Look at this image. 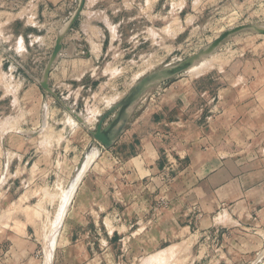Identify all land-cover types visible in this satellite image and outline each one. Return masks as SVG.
<instances>
[{
  "label": "rangeland",
  "instance_id": "obj_1",
  "mask_svg": "<svg viewBox=\"0 0 264 264\" xmlns=\"http://www.w3.org/2000/svg\"><path fill=\"white\" fill-rule=\"evenodd\" d=\"M14 2L15 12L26 5L20 18L27 30L23 44L0 31V264H264L259 226L200 220L202 210L182 193L195 187L196 173L180 162L188 150L229 153L233 141L245 150L252 140L245 121L229 134L230 106L217 97L230 74L261 53L264 34L235 33L190 69L153 83L111 147L93 135L149 74L198 54L226 30L264 26V0H157L152 24L140 11L146 1L135 0L125 12L135 19L119 26L116 51L88 59L79 37L72 41L81 62L51 78L63 56L74 59L64 50L80 15L48 71L52 91L42 81L80 0L56 5L49 19L31 0ZM5 6L0 0V10ZM180 97L191 101L183 109Z\"/></svg>",
  "mask_w": 264,
  "mask_h": 264
},
{
  "label": "crops",
  "instance_id": "obj_2",
  "mask_svg": "<svg viewBox=\"0 0 264 264\" xmlns=\"http://www.w3.org/2000/svg\"><path fill=\"white\" fill-rule=\"evenodd\" d=\"M36 7L49 19L56 16L55 6L63 2H75V0H31ZM130 0H86L81 12L79 26L69 34L71 44L64 50V55H72L74 59L63 56L51 78L59 80L69 70L81 62V50L76 48L74 41L79 37L85 38L89 46L86 58L94 60L97 57L108 55L116 51L115 42L120 39V25L131 23L135 19L132 14L126 17L127 9L135 8L136 2ZM145 5L140 3V11L149 16V24L152 17L157 18L155 12L157 0H145ZM27 3V0H19ZM14 0H5L6 6L0 10V31L6 34L7 39L16 37L18 44L25 39L26 27L21 20V12L14 11ZM135 3V4H134ZM28 5V4H27ZM75 12V11H74ZM74 14V13H73ZM55 22V21H54ZM20 25V27H18ZM106 42V46H104ZM263 47V46H261ZM77 51V54L75 53ZM68 55V56H69ZM87 63V60H85ZM34 86V85H33ZM219 93H225L217 97V101L223 106L229 107V118L232 126L237 129L238 121H245L250 128L246 129V149L238 147V140L232 142L229 153H224L217 148L208 152L198 150L187 152L185 159L181 155V165L185 168L188 164L195 172V187H185L183 199L193 200L202 210L200 219L207 226H218L231 223L236 225L241 221L256 224L264 231V47L261 53L248 58L245 65L230 74L228 84L221 86ZM182 109L191 101L189 98L180 97ZM226 112V111H225ZM224 115L218 116L222 120ZM217 136H224L222 130L217 128ZM237 138V135L235 136ZM221 138V137H220ZM117 146L114 149H119ZM192 150V149H191ZM243 151L245 154H243ZM144 152L143 156L145 157ZM157 153V151H156ZM158 155V153H157ZM185 164V165H184ZM186 174V171H185ZM190 178L183 174V180ZM191 192V193H187ZM188 194V196H187Z\"/></svg>",
  "mask_w": 264,
  "mask_h": 264
},
{
  "label": "water",
  "instance_id": "obj_3",
  "mask_svg": "<svg viewBox=\"0 0 264 264\" xmlns=\"http://www.w3.org/2000/svg\"><path fill=\"white\" fill-rule=\"evenodd\" d=\"M86 0H80L79 5L74 12L72 18L66 25V27L60 32V34L57 37L56 45L54 48V51L51 56L50 64L48 65L46 69V73L44 76V79L42 81V86L46 89L52 91L51 87L48 83V71L50 69L51 64L57 59L59 53L62 50L63 47V37L67 33V30L76 22V20L80 17L81 12L83 11L85 7ZM245 30H251L258 32L260 34H264V26L256 25V24H242L239 26H236L232 29L224 31L216 40H214L209 46L202 49L198 54L178 63L175 65H170L167 67H164L160 69L157 72H154L152 74H149L146 76L140 83H138L130 92L129 94L122 99L116 106L119 107V111L115 115L114 119L110 124L107 126H104L105 119L111 114V112L114 111L116 106H114L111 110L106 112L102 118L100 119L96 131L93 132V135L97 141H99L102 145L105 147H111L115 140L121 135L123 132L125 125L127 123V120L130 115V110L133 104L137 101V99L140 97L142 92L147 89L149 86H151L156 81H160L163 79H167L170 77H173L183 71H186L199 63L204 57L211 54L216 48H218L225 39L230 37L231 35L245 31ZM68 109H71L69 106H67ZM80 120L82 118L77 115V113H74ZM93 147L90 146L91 150ZM86 161V157L83 158V160L79 163L78 168L83 167L84 163Z\"/></svg>",
  "mask_w": 264,
  "mask_h": 264
},
{
  "label": "bare ground",
  "instance_id": "obj_4",
  "mask_svg": "<svg viewBox=\"0 0 264 264\" xmlns=\"http://www.w3.org/2000/svg\"><path fill=\"white\" fill-rule=\"evenodd\" d=\"M70 19H71V18H70ZM194 70H195V69H194ZM92 159H93V158H92ZM90 162H91V161H90ZM87 164H90V163H87ZM86 167H87V166H86ZM84 168H85V167H84ZM85 169H86V168H85ZM79 171H80V173H81L82 170H79ZM75 176L78 177L79 175H75ZM69 186H70V185H69ZM69 190H70V189H69ZM68 192H69V191H67V193H68ZM62 193H63V192H62ZM63 194H64V193H63ZM68 195H69V194H68ZM69 196H70V195H69ZM70 197H71V196H70ZM70 197L67 196V201H68V198H70ZM62 198H63V197H62ZM64 198L66 199L65 196H64ZM61 201H62V200H61ZM65 202H66V201H65ZM60 203H61V202H60ZM66 203H67V202H66ZM66 203H65V204H66ZM62 206H63V205H62ZM63 207H64V206H63ZM64 208H65V207H64ZM61 211H62V210H61ZM61 211H60V212H61ZM61 214H62V213H61ZM58 215H60V213H59ZM60 217H61V216H60ZM60 217H59V218H60ZM48 238H49V237H48Z\"/></svg>",
  "mask_w": 264,
  "mask_h": 264
}]
</instances>
